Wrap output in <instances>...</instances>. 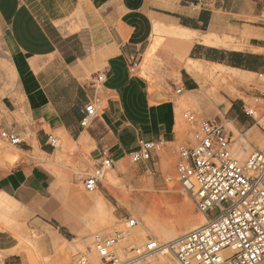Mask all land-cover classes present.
<instances>
[{
    "label": "crops",
    "instance_id": "crops-1",
    "mask_svg": "<svg viewBox=\"0 0 264 264\" xmlns=\"http://www.w3.org/2000/svg\"><path fill=\"white\" fill-rule=\"evenodd\" d=\"M261 13L259 0H0L1 42L19 87L8 91L3 104L13 117L24 113L32 131L22 140L14 166L0 163V217L14 207H25L41 220L60 217L45 189L47 179L33 163L35 155L50 151L53 134L81 141L95 162L104 149L115 159L140 141L179 140L177 98L153 100L146 82L130 69V55L149 43L156 22L202 33H249L238 60L257 72L264 68V51L255 50L264 27L247 18ZM189 57L236 58L201 41L193 42ZM100 72L105 74L101 83L95 78ZM185 87L192 90L189 81ZM91 102L96 116H87ZM14 240L0 223V251L12 249ZM16 260L9 255L5 262Z\"/></svg>",
    "mask_w": 264,
    "mask_h": 264
},
{
    "label": "rangeland",
    "instance_id": "rangeland-1",
    "mask_svg": "<svg viewBox=\"0 0 264 264\" xmlns=\"http://www.w3.org/2000/svg\"><path fill=\"white\" fill-rule=\"evenodd\" d=\"M247 19L252 25L264 27V10L261 16ZM215 33L227 37L232 45L213 46L220 47L238 61L242 55L239 51L247 47L251 34ZM161 35L151 59H145L144 52L152 38L137 52L138 64L133 73L146 82L147 92L153 100L177 98L180 104L177 126L179 140L161 144L150 160L133 162L129 155L115 158L114 164L103 176L105 179V174L114 170L117 173L115 181L107 183L102 179L98 189L88 191L83 181L96 164L89 155V147L81 141H67L60 133L53 134L52 139L56 143L51 145L48 153L35 155L33 163L46 177L45 189L58 204L60 217L41 220L25 207H14L2 212V228L13 236L16 245L8 251H0V264H4L9 255L17 256L15 264H91L95 255L100 257L93 247L95 235H108L116 229H126L119 245L123 257L124 248L142 245L148 236L160 240L153 231H149L141 241L131 237L135 226L140 223L145 225V218L154 213L155 208L161 207L167 211L166 222L169 225L187 219L192 214V208L202 217L203 213L182 186L176 172L180 148L195 143L194 132L197 127L186 121L183 115L186 111L195 112L200 119L223 121L230 131L232 151L234 155L237 152L236 157L241 161L254 150L264 151V148H258L262 144L264 146V75H261L264 74V68L254 72L238 66L242 69L223 68L222 71L221 67L211 63L190 59L191 45H186L180 38H173L166 29L161 31ZM263 41L256 43L255 50L264 51ZM194 65L218 69L224 73L226 80L209 78L205 70L197 69ZM186 81L191 84V91L186 89ZM179 87L183 88L181 93L176 92ZM166 88L170 91H166ZM18 89L17 75L0 37V131L11 129L24 140L32 134L27 116L23 113L13 117L3 104L8 91ZM232 104L233 108L230 109ZM251 107L255 108V112H250ZM236 114L242 121L236 119ZM15 124L24 127L26 132L16 130ZM19 146L0 138V163L12 166L20 157ZM57 157L59 159L56 162L49 161ZM110 210L114 218L108 217ZM217 212V208L212 209L209 215L215 217ZM131 217L137 220V224L126 228L127 220ZM176 236L160 241L166 242ZM167 258L179 264L171 254ZM99 262L102 264L101 259Z\"/></svg>",
    "mask_w": 264,
    "mask_h": 264
},
{
    "label": "built area",
    "instance_id": "built-area-1",
    "mask_svg": "<svg viewBox=\"0 0 264 264\" xmlns=\"http://www.w3.org/2000/svg\"><path fill=\"white\" fill-rule=\"evenodd\" d=\"M259 1L264 10V0ZM136 54L129 58L132 72L138 64ZM95 78L101 83L105 74L97 73ZM176 92L181 93L182 88ZM85 109L87 116H96L95 103ZM183 115L197 128L195 143L178 152L176 172L198 209L209 216L207 223L173 241L162 242L148 236L142 245L124 248L123 257L119 245L126 229L96 234L93 247L102 264H171L168 254L179 264H264V151L254 150L241 161L232 151L230 131L223 121L200 119L193 111ZM0 138L13 145L22 142L11 129L0 131ZM163 143L162 139L140 141L128 155L133 162L150 160ZM113 164L109 151L102 150L93 170L84 178L86 190L98 189L105 171ZM215 208L218 212L212 217L209 211ZM136 224L137 220L131 217L126 228Z\"/></svg>",
    "mask_w": 264,
    "mask_h": 264
},
{
    "label": "bare ground",
    "instance_id": "bare-ground-1",
    "mask_svg": "<svg viewBox=\"0 0 264 264\" xmlns=\"http://www.w3.org/2000/svg\"><path fill=\"white\" fill-rule=\"evenodd\" d=\"M164 29H166L169 32L170 36H172L173 38H180V39L184 40L186 42V45H189V44L192 45L194 41H201L205 44L214 45V46L232 45L229 42L227 37L220 36L219 34L213 32V31H209L206 34H203L200 31L191 30L187 27H183V26H179V25L171 24V25L167 26V25L163 24L161 21H158L155 23V26L153 29V35L151 37L152 42L144 54L145 59L149 60L155 55L156 45L158 44L159 38L162 36L161 31H163ZM190 59H192L193 61H196V62L204 61L203 59L202 60L193 59V58H190ZM205 62L216 65L217 67H221L222 71H223V68L224 69H235V70H241L242 69L238 66L230 65V64H227L226 62H221V61H207L206 60ZM194 67H196L197 69L205 70L206 74H208L209 78L217 79V80L220 79L221 81L226 80L224 73H222V71H220L218 69H215L213 67L210 69H205L200 65H194ZM261 75H264V74H261ZM250 112H252V113L255 112V108L251 107ZM54 141H55V139H54ZM248 148L249 147H247L246 149H248ZM258 148L263 149L264 148L263 144L258 146ZM236 153H235V156H236ZM58 159H59V157H57V159L54 158V159H51L49 161L56 162ZM116 178H117V173L114 170H111L105 174V179L103 177V180H106L108 183V182H114ZM174 185H176V184H174ZM120 192L124 195V192L122 190ZM166 212L163 211L161 209V207L155 208L154 213L152 212L150 215H148V217L145 218V225H142L140 223L139 225L135 226L136 227L135 232L131 233V237H135L137 241H141V240L145 239V237H147L149 231H153L158 235L160 240H166V239L172 238L173 236H176V235L177 236L175 239H178V237L181 236V235L178 236L179 233H181L183 231L187 232L193 228L202 226V225L206 224L208 219H209V216L206 213H203L202 217H199L194 212V210L192 208V214L187 219H185L184 221L173 222L172 224L169 225L166 222L167 221L166 218L168 217ZM107 215L109 218H114V215H113L111 210L108 211ZM175 239H172L169 241H173ZM99 258L100 257L95 255L93 260L91 261L92 262L91 264H99L100 263ZM169 262L171 264H177L175 261L174 262L170 261V259H169Z\"/></svg>",
    "mask_w": 264,
    "mask_h": 264
},
{
    "label": "trees",
    "instance_id": "trees-1",
    "mask_svg": "<svg viewBox=\"0 0 264 264\" xmlns=\"http://www.w3.org/2000/svg\"><path fill=\"white\" fill-rule=\"evenodd\" d=\"M221 62H227V63H229V64H231V65L244 67V64H243L242 62H240L239 60L236 61L234 58H228V59L223 58V59L221 60Z\"/></svg>",
    "mask_w": 264,
    "mask_h": 264
}]
</instances>
